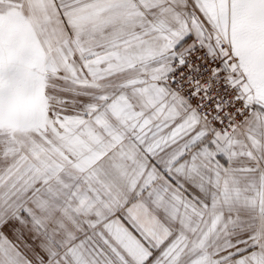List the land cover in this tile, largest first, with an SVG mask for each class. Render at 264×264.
<instances>
[{"label":"snow or ice","instance_id":"snow-or-ice-1","mask_svg":"<svg viewBox=\"0 0 264 264\" xmlns=\"http://www.w3.org/2000/svg\"><path fill=\"white\" fill-rule=\"evenodd\" d=\"M0 264H264V0H0Z\"/></svg>","mask_w":264,"mask_h":264}]
</instances>
